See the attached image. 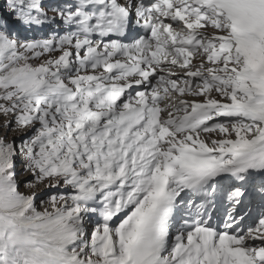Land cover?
Masks as SVG:
<instances>
[{
	"label": "snow or ice",
	"instance_id": "6c2138e0",
	"mask_svg": "<svg viewBox=\"0 0 264 264\" xmlns=\"http://www.w3.org/2000/svg\"><path fill=\"white\" fill-rule=\"evenodd\" d=\"M48 11L0 4V264H264V0Z\"/></svg>",
	"mask_w": 264,
	"mask_h": 264
},
{
	"label": "rangeland",
	"instance_id": "374dc122",
	"mask_svg": "<svg viewBox=\"0 0 264 264\" xmlns=\"http://www.w3.org/2000/svg\"><path fill=\"white\" fill-rule=\"evenodd\" d=\"M42 1H43V3H46V4H44L45 5V11H47V14L49 16L50 11H48V5L55 4L56 2L52 1V0H42ZM49 1L51 2V4L48 3ZM3 3H4V0H0V4H3ZM61 24H62V21H60L59 18L57 17V18H55V23L44 24V26L46 27V31L42 35H39L40 34L39 32H33V33H30V32H26L25 33L24 32V33H18V35H19V38L22 39V40L23 39H31V37H34V39L49 38L53 33H59V34L62 35V34H64L65 29H63ZM56 26H61V28L60 29H56ZM24 35H26V36L23 37ZM238 214H242V213H238Z\"/></svg>",
	"mask_w": 264,
	"mask_h": 264
},
{
	"label": "bare ground",
	"instance_id": "6f19581e",
	"mask_svg": "<svg viewBox=\"0 0 264 264\" xmlns=\"http://www.w3.org/2000/svg\"><path fill=\"white\" fill-rule=\"evenodd\" d=\"M73 2V0L71 1V3ZM64 27V29H66V26H63Z\"/></svg>",
	"mask_w": 264,
	"mask_h": 264
}]
</instances>
